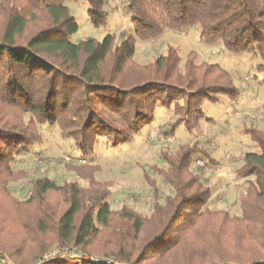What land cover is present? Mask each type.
I'll list each match as a JSON object with an SVG mask.
<instances>
[{
	"label": "trees",
	"instance_id": "1",
	"mask_svg": "<svg viewBox=\"0 0 264 264\" xmlns=\"http://www.w3.org/2000/svg\"><path fill=\"white\" fill-rule=\"evenodd\" d=\"M66 1L0 0V255L17 264H37L55 249L56 256L40 264L76 255L79 264H101L88 256L114 264H264V128L254 123L242 131L261 151L245 153L238 169L247 178L240 215L209 206L211 187L190 171L205 152L197 140L162 153L168 167L160 173L173 193L160 199L155 188L150 214L128 204L114 209L110 184L95 178L93 165H71L88 186L42 175L32 179L26 199L10 188L29 176L15 164L42 142L40 126H58L75 156L87 159L101 138L114 146L129 142L155 121L158 105L176 115L172 131L182 124L202 132L211 120L205 102L239 99L231 73L199 61L193 50L183 61L174 46L140 63L137 39L199 25L203 40L264 58V0H126L134 33L120 42L115 33L71 41L79 26ZM87 2L92 25H105L108 0ZM103 99L125 126L104 115Z\"/></svg>",
	"mask_w": 264,
	"mask_h": 264
},
{
	"label": "rangeland",
	"instance_id": "2",
	"mask_svg": "<svg viewBox=\"0 0 264 264\" xmlns=\"http://www.w3.org/2000/svg\"><path fill=\"white\" fill-rule=\"evenodd\" d=\"M66 4L79 26L70 37L73 42L89 37L102 40L108 33H115L120 42L134 33L131 13L125 6L126 0H108L105 9L109 16L106 24L100 27L93 26L89 20L87 0H67ZM200 36L201 27L192 25L180 31L165 30L155 39H137L136 59L140 63H147L165 53L168 46H174L183 61L193 50L199 54V61L219 63L231 73L234 83L241 90L239 99L232 100L221 95L217 102H205L203 110L211 120L203 123L202 132L191 133L182 124L172 131L171 125L176 115L173 110L158 105L155 108V121L135 134L129 142L114 146L111 141L101 138L95 145L93 156L87 159L75 156L74 143L62 138L58 126H40L42 142L30 146L32 151L24 154L15 164L16 168L27 169L29 176L11 182L12 193L20 199L28 198L32 179L42 175L55 179L59 184L78 181L82 186H88V181L82 179L71 165H93L97 167L95 178L110 184L109 202L114 209L128 204L139 212L150 214L157 199L155 188L159 190L160 199L173 193L172 186L160 173L168 167L162 153H173L180 144L197 140L205 152L193 159L190 171L198 174L211 187L209 206L240 215L239 197L247 178L240 175L238 169L243 164L245 153L261 151L259 145L242 129L251 123L264 128V67L261 66L264 65V58L257 51H229L221 41L207 42ZM113 106L108 99H103L101 109L111 121L125 126L114 113ZM146 172L154 187L145 177ZM171 236L160 244L169 242ZM52 251L38 258L36 263L44 262L46 255L56 256V251L60 250ZM1 256L7 260V264H17L7 254ZM87 258L101 264L108 260L95 256ZM80 261L77 255L61 256L50 264H79Z\"/></svg>",
	"mask_w": 264,
	"mask_h": 264
},
{
	"label": "built area",
	"instance_id": "3",
	"mask_svg": "<svg viewBox=\"0 0 264 264\" xmlns=\"http://www.w3.org/2000/svg\"><path fill=\"white\" fill-rule=\"evenodd\" d=\"M168 139H170V138H168ZM174 139V138H173ZM197 163H203L202 161H197ZM49 257L46 255L45 257H44V259L43 260H47ZM6 259L4 258V257H2L1 255H0V264H7L6 263ZM105 262V264H113V261L112 260H110V259H108V260H106V261H104Z\"/></svg>",
	"mask_w": 264,
	"mask_h": 264
}]
</instances>
